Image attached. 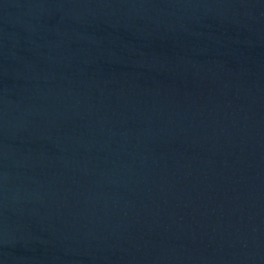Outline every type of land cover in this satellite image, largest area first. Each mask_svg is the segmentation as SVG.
I'll return each mask as SVG.
<instances>
[{
    "label": "water",
    "instance_id": "obj_1",
    "mask_svg": "<svg viewBox=\"0 0 264 264\" xmlns=\"http://www.w3.org/2000/svg\"><path fill=\"white\" fill-rule=\"evenodd\" d=\"M0 264H264V0H0Z\"/></svg>",
    "mask_w": 264,
    "mask_h": 264
}]
</instances>
